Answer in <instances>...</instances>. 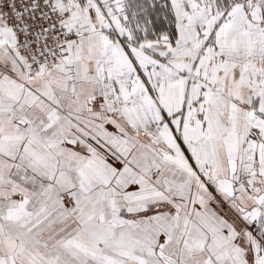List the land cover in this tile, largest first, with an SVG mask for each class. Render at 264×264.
Returning <instances> with one entry per match:
<instances>
[{"label": "snow or ice", "instance_id": "1", "mask_svg": "<svg viewBox=\"0 0 264 264\" xmlns=\"http://www.w3.org/2000/svg\"><path fill=\"white\" fill-rule=\"evenodd\" d=\"M0 264H264V0H0Z\"/></svg>", "mask_w": 264, "mask_h": 264}]
</instances>
